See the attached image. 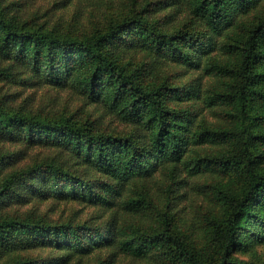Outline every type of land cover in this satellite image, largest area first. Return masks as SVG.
Returning <instances> with one entry per match:
<instances>
[{
	"label": "trees",
	"instance_id": "16d2710c",
	"mask_svg": "<svg viewBox=\"0 0 264 264\" xmlns=\"http://www.w3.org/2000/svg\"><path fill=\"white\" fill-rule=\"evenodd\" d=\"M28 2L0 0V260L69 264L112 251L159 264H250L231 255L264 238L248 226L255 219L264 228V0H144L84 37L38 24L26 14ZM134 53L144 58L122 62ZM158 62L203 70L216 88L203 93L198 78L155 82ZM40 89H70L103 106L123 129L33 109L31 94L22 93ZM220 106L235 110L234 125L205 126L204 111ZM197 150L215 154L202 159ZM180 169L189 178L213 172L241 181L234 195L218 191L228 211L212 223L221 247L216 263L171 230L168 214L147 234L132 221L120 225L117 215L54 220L52 205L39 212L47 203L74 202L141 219L150 203L138 183L161 173L172 187Z\"/></svg>",
	"mask_w": 264,
	"mask_h": 264
},
{
	"label": "rangeland",
	"instance_id": "374dc122",
	"mask_svg": "<svg viewBox=\"0 0 264 264\" xmlns=\"http://www.w3.org/2000/svg\"><path fill=\"white\" fill-rule=\"evenodd\" d=\"M26 14L38 19V24L47 22L55 32L72 37H84L94 31L107 29L108 26L117 23L128 12L138 9L144 0H28ZM29 18V17H28ZM154 56H150L152 59ZM143 54L134 53L132 59H123L122 62L136 64L143 59ZM153 61V60H152ZM155 70V71H154ZM155 82L166 81L177 86L179 82L189 79H200L201 90L213 91L216 87H209L213 79L207 76L203 70H185L182 67L167 62H158L153 69ZM216 83V81H215ZM23 92V90H22ZM31 94L29 103L33 109L40 108L49 111L59 117H70L87 127L97 125L101 129H115L121 132L123 126L119 124L115 116L103 106L90 105L86 99L70 89L24 91L22 98ZM205 126L209 128H230L236 122L235 110L232 107L220 106L205 110L202 114ZM3 147V146H2ZM232 147V146H231ZM5 150L12 147L4 146ZM36 150L35 152H38ZM197 156L204 159L215 153L208 150H197ZM261 161V160H260ZM258 170L264 171V159L258 166ZM171 178L168 175L156 173L144 186L137 188L150 203L147 214L141 219L130 218L122 212H104L103 210L80 203H47L39 206V212H45L52 205L54 213H49L50 218L76 217L79 221L89 218L106 220L108 216L118 217L120 225L134 222L133 226L144 227L147 234L154 233L161 228L163 215L168 214L171 219V230L180 233L187 245L201 259L216 263L220 258V242L213 235V222H218L225 217L228 207L219 199L218 191L223 190L228 195H234L241 189V181L234 174L220 176L217 173H207L195 178H189L183 169L177 173L175 181L178 185L170 187ZM137 184V185H138ZM31 208V207H30ZM27 208H23V211ZM258 211V210H257ZM144 224V225H140ZM262 224H256L252 219L248 226L252 233L256 230L264 235ZM243 233V232H241ZM242 237V234H241ZM240 237V238H241ZM232 258L242 260L250 264H264V238L259 241H247L242 246H237L232 251ZM107 258L113 264H159L152 259L139 260L128 255L112 251L95 253L89 257L78 260L74 258L69 264H97ZM113 259V260H111ZM9 258L1 259L0 264H7Z\"/></svg>",
	"mask_w": 264,
	"mask_h": 264
}]
</instances>
